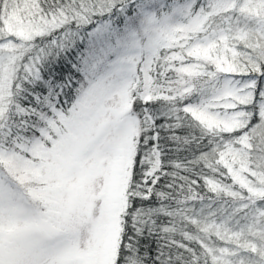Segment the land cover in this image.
Masks as SVG:
<instances>
[{
    "label": "snow or ice",
    "instance_id": "1",
    "mask_svg": "<svg viewBox=\"0 0 264 264\" xmlns=\"http://www.w3.org/2000/svg\"><path fill=\"white\" fill-rule=\"evenodd\" d=\"M0 264H264V0H0Z\"/></svg>",
    "mask_w": 264,
    "mask_h": 264
}]
</instances>
